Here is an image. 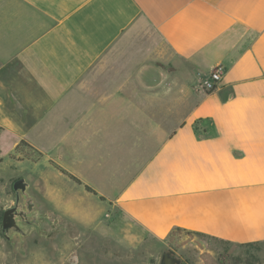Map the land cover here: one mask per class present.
<instances>
[{
	"label": "crops",
	"instance_id": "1",
	"mask_svg": "<svg viewBox=\"0 0 264 264\" xmlns=\"http://www.w3.org/2000/svg\"><path fill=\"white\" fill-rule=\"evenodd\" d=\"M30 153L59 215L107 203L118 260L176 228L264 241V0H0V182Z\"/></svg>",
	"mask_w": 264,
	"mask_h": 264
},
{
	"label": "rangeland",
	"instance_id": "2",
	"mask_svg": "<svg viewBox=\"0 0 264 264\" xmlns=\"http://www.w3.org/2000/svg\"><path fill=\"white\" fill-rule=\"evenodd\" d=\"M30 159L24 160L16 169H6L1 175L0 224L2 212L14 204L12 181L21 176L28 182L30 193L39 203V210L47 214L42 223L43 233L34 231L25 237L24 255L16 251L14 245L0 233V264H159L163 250L172 251L185 264H264V241L236 244L183 231L173 232L162 242L146 237L134 257L126 252L124 258L118 260L117 254L122 250L117 247L116 240L112 239L110 245L104 244L102 229L104 221H108L105 217L107 203L99 202L96 197L91 198L93 201L84 198L71 203L75 213L91 207L92 202L96 204L92 205V209L99 215L96 222L102 225L98 230L76 222L68 215H59L53 211L51 202L42 200L39 195L43 186L37 180V173L42 171L43 162H37V154L33 153H30ZM53 186L67 197L66 201L63 197L61 204L66 205L65 209L69 211V200L74 198V192L58 180L53 181ZM87 218L81 216L79 219ZM53 220L59 221L58 228L53 226Z\"/></svg>",
	"mask_w": 264,
	"mask_h": 264
},
{
	"label": "water",
	"instance_id": "3",
	"mask_svg": "<svg viewBox=\"0 0 264 264\" xmlns=\"http://www.w3.org/2000/svg\"><path fill=\"white\" fill-rule=\"evenodd\" d=\"M14 204L1 215L0 233L20 254H25L24 239L32 232L43 233L42 223L47 214L39 210V203L30 193L24 177L12 181ZM159 264H181V259L170 250H163Z\"/></svg>",
	"mask_w": 264,
	"mask_h": 264
},
{
	"label": "built area",
	"instance_id": "4",
	"mask_svg": "<svg viewBox=\"0 0 264 264\" xmlns=\"http://www.w3.org/2000/svg\"><path fill=\"white\" fill-rule=\"evenodd\" d=\"M221 77H222V68L221 66H216L209 72L207 77L201 80L199 87L206 92L212 91L216 88Z\"/></svg>",
	"mask_w": 264,
	"mask_h": 264
},
{
	"label": "trees",
	"instance_id": "5",
	"mask_svg": "<svg viewBox=\"0 0 264 264\" xmlns=\"http://www.w3.org/2000/svg\"><path fill=\"white\" fill-rule=\"evenodd\" d=\"M20 144L29 147V145H28L25 141H21ZM69 176H70L71 179H73V180H75V181H79L76 177H74V176H72V175H69ZM86 189L90 190V187L86 186ZM177 231H182V230H181L180 228H176V229H174V230L170 233L169 237L173 234V232H177ZM183 232L190 233V234H194L193 232H190V231H183ZM195 234H196V235H203V234H200V233H195ZM204 236H205V235H204ZM220 241H222V240H220ZM224 242H226V241H224ZM228 243H230V242H228ZM247 244H251V243H247Z\"/></svg>",
	"mask_w": 264,
	"mask_h": 264
},
{
	"label": "flooded vegetation",
	"instance_id": "6",
	"mask_svg": "<svg viewBox=\"0 0 264 264\" xmlns=\"http://www.w3.org/2000/svg\"><path fill=\"white\" fill-rule=\"evenodd\" d=\"M47 217V216H46ZM44 221V220H43ZM53 226L55 227V228H58L59 227V221L58 220H53ZM53 230V229H52ZM51 232H49V233H46V235H49ZM181 264H185V263H183V262H181Z\"/></svg>",
	"mask_w": 264,
	"mask_h": 264
},
{
	"label": "clouds",
	"instance_id": "7",
	"mask_svg": "<svg viewBox=\"0 0 264 264\" xmlns=\"http://www.w3.org/2000/svg\"><path fill=\"white\" fill-rule=\"evenodd\" d=\"M129 239V243H131L132 242V240H134L135 239V237H130V238H128Z\"/></svg>",
	"mask_w": 264,
	"mask_h": 264
}]
</instances>
